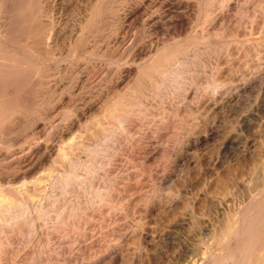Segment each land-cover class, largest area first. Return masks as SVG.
<instances>
[{
	"label": "rangeland",
	"instance_id": "1",
	"mask_svg": "<svg viewBox=\"0 0 264 264\" xmlns=\"http://www.w3.org/2000/svg\"><path fill=\"white\" fill-rule=\"evenodd\" d=\"M0 68V264H264V0H0Z\"/></svg>",
	"mask_w": 264,
	"mask_h": 264
},
{
	"label": "bare ground",
	"instance_id": "2",
	"mask_svg": "<svg viewBox=\"0 0 264 264\" xmlns=\"http://www.w3.org/2000/svg\"><path fill=\"white\" fill-rule=\"evenodd\" d=\"M139 5H136V6H134L133 7V9H132V11L131 12H129V13H124L123 14V16H122V20H126L127 18H129V17H131L133 20H135L136 18H137V16H138V14H139ZM174 20H178V19H174ZM153 22H158L157 20H154ZM172 22V21H171ZM124 27V26H123ZM123 31V30H122ZM124 32V31H123ZM5 33H7L6 31H5ZM44 34H46L47 33V30H46V33L45 32H43ZM8 34V33H7ZM40 35V34H39ZM41 35H43V34H41ZM124 35V34H123ZM46 36V35H45ZM44 36V37H45ZM42 37V36H41ZM47 37H48V35H47ZM6 39H7V37H6ZM39 39H41L40 37L38 38V40ZM42 39H44L43 37H42ZM47 39V38H46ZM124 39H125V37L124 36H122V41H124ZM45 40V39H44ZM46 41V40H45ZM41 43H44V42H41ZM47 43V42H46ZM252 46H254L255 47V45H252ZM47 47V46H46ZM45 47V48H46ZM247 47V46H246ZM250 47H251V45H250ZM253 47V48H254ZM247 49H248V47H247ZM134 55H133V61L136 59V57L137 56H139V55H149L150 53H151V51H152V49L151 48H148V47H146V46H144V45H138V44H135V48H134ZM125 60H126V58H125ZM132 61V62H133ZM130 63V64H127V63H129V62H124V68H123V70L125 71V72H127V74H128V72H133L134 70L132 69V66L134 67V64L133 63ZM126 63V64H125ZM157 66V65H156ZM159 67V66H158ZM1 69V68H0ZM4 69V68H3ZM158 69V68H157ZM4 70H6V69H4ZM151 70V69H150ZM160 70V73L159 74H161L162 76L163 75H166L167 76V74L169 73V71L168 70H164V67H162V68H160L159 69ZM158 70V71H159ZM139 72V71H138ZM137 72V73H138ZM1 73V72H0ZM132 74V73H131ZM139 74V73H138ZM3 75V74H2ZM2 75H0V76H2ZM5 75V74H4ZM130 75V74H129ZM153 75V74H152ZM161 75H160V77H161ZM9 76V75H8ZM125 76V75H124ZM128 76V75H127ZM156 76V75H155ZM155 76H154V78H155ZM158 76V75H157ZM129 77H131V76H129ZM4 78V77H3ZM7 78V77H6ZM125 78V77H124ZM128 78V77H127ZM139 78H140V75H139ZM150 78H153V77H150ZM149 78V79H150ZM126 79V78H125ZM132 79V78H131ZM131 79H130V81H131ZM157 79H158V77H157ZM157 79H155L156 81H158ZM161 79H162V77H161ZM2 80V79H1ZM0 80V81H1ZM134 80V79H133ZM3 82L5 81V80H2ZM7 81V80H6ZM11 81V80H10ZM119 81H120V79H119ZM151 81V80H150ZM150 81H148V83L150 84ZM123 82H125V81H123ZM133 82V81H132ZM0 83H2V82H0ZM153 83V82H152ZM156 84H161V83H156ZM153 85H154V83H153ZM1 86V85H0ZM11 87V86H10ZM13 87V86H12ZM149 87V86H148ZM147 86H146V88H148ZM18 88V87H17ZM16 88V89H17ZM150 89V88H149ZM12 91H13V89H12ZM8 92H10L9 90H8ZM134 95V94H133ZM5 98V97H4ZM126 100H128V99H126ZM128 103V102H127ZM53 147V146H52ZM51 147V148H52ZM60 179H62L61 177L59 178H57V184H59L58 182H59V180ZM56 180V179H55ZM63 181L65 180V179H62ZM62 180H60L61 182H62ZM55 183H56V181H54ZM60 182V183H61ZM65 182V181H64ZM63 182V183H64ZM261 202V201H260ZM256 203V202H255ZM250 205H252V204H250ZM256 205V204H255ZM263 206V205H262ZM254 207V206H253ZM252 207V208H253ZM257 208V207H256ZM255 209V208H254ZM261 209V208H260ZM262 212H264V211H262ZM38 214H40L41 215V213H39L38 212ZM18 215H20V213L18 214H16L15 216H18ZM39 216V215H38ZM256 217V216H255Z\"/></svg>",
	"mask_w": 264,
	"mask_h": 264
}]
</instances>
